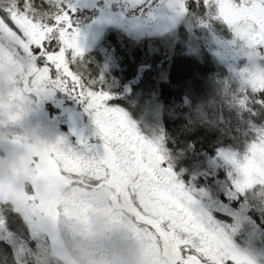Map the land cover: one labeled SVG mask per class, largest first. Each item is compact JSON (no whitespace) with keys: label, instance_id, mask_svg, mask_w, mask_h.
<instances>
[{"label":"rangeland","instance_id":"1","mask_svg":"<svg viewBox=\"0 0 264 264\" xmlns=\"http://www.w3.org/2000/svg\"><path fill=\"white\" fill-rule=\"evenodd\" d=\"M54 1L72 10L83 49L81 57L99 49L104 33L112 29L123 40L157 42L160 45L154 46V53H162L163 48L171 52L178 48L187 54H208L225 71L220 82L224 91L229 89L240 94L253 91L244 79L243 70L264 68V47L249 48L203 0H193L204 9L192 21L187 16L188 10L170 6L172 0H146L142 9L136 0ZM190 1L184 0L187 9ZM86 10L91 11V15H79ZM8 12V17L15 16L21 24L30 26L33 36L39 33L41 39L54 37L68 43L64 38L67 26L43 25L20 11ZM221 28L226 30V35ZM39 66L43 64L31 59L29 53L10 48L3 42L0 113L9 117V100L14 99L17 104L12 109L14 117L23 112L28 121L24 137L21 132L7 136L0 131V237L12 247L17 260L27 259L30 264H177L182 259L183 232L171 224L165 226L154 218V213L145 215L148 209L140 211L137 201L141 197L132 194L135 191L132 185L139 183L135 177L124 175L118 185L109 178L98 179L88 174L74 176L71 171L58 170L51 153L58 140L63 139L64 144L74 150L86 151L75 148L72 137L57 123L42 119L34 98L28 97L26 101L19 84L27 82L30 91H57L85 116L91 115L88 120L91 135L101 143L103 139L87 102L76 92L57 88L47 80L48 76L55 78L51 65L50 73L39 71ZM11 84L14 85L12 96ZM105 92L111 96L109 105L126 113L139 135L159 146L166 157L165 163L192 197L194 208L238 250L251 257L254 264H264V230L254 225L249 215L251 203L264 207V196L260 195L264 189L259 185L253 189H238L236 181L240 173L233 163V158L241 159L247 154L251 144L264 133V126L255 127V139L242 149L219 148L208 162V174L201 183H195L184 179L172 167L158 108L152 99H147L144 115L138 120L132 112L113 103L116 93ZM22 100L28 104L25 109ZM228 107L230 109L231 105ZM1 114L0 129L4 121ZM39 121L43 122L40 130L36 126ZM254 179L264 182V176ZM210 183L218 190L210 192ZM140 216L152 218L162 231L143 223Z\"/></svg>","mask_w":264,"mask_h":264},{"label":"snow or ice","instance_id":"2","mask_svg":"<svg viewBox=\"0 0 264 264\" xmlns=\"http://www.w3.org/2000/svg\"><path fill=\"white\" fill-rule=\"evenodd\" d=\"M145 2L136 0L141 9ZM203 4L249 45L264 47V0H203ZM170 6L188 10L184 0H172ZM57 23L61 28L67 26L64 31L67 44L54 37L41 39L39 33L33 36L30 26L21 24L15 16L0 17V51L6 41L10 48L29 53L31 59L42 63L39 71L50 73L51 65L55 78L48 76L47 80L57 88L76 92L94 114L103 139V153L77 151L65 145L63 139L58 140L51 149L58 170L71 171L74 176L88 174L98 179L109 178L118 185L124 175L135 177L139 183L132 185L135 189L132 194L141 197L137 201L140 211L148 209L145 215L154 213V218L165 226L171 224L183 232L182 259L177 264H254L251 257L238 250L194 208L192 197L165 163L166 157L159 146L139 135L126 113L109 105L111 96L90 83L73 62L74 58L78 61L82 56L83 49L70 7ZM243 71L250 88L264 93V68L257 66ZM240 102L243 104L246 100ZM233 163L240 173L236 181L238 189H253L258 185L264 189V182L254 179L264 176V133L251 144L246 155L241 159L233 158ZM260 195L264 196V191H260Z\"/></svg>","mask_w":264,"mask_h":264},{"label":"trees","instance_id":"3","mask_svg":"<svg viewBox=\"0 0 264 264\" xmlns=\"http://www.w3.org/2000/svg\"><path fill=\"white\" fill-rule=\"evenodd\" d=\"M198 3L191 0L188 4L190 21L204 9ZM9 10L53 26L58 25L57 19L67 9L54 0H0V17L7 19ZM91 13L86 10L79 15ZM221 31L226 35V30ZM150 41L123 40L109 29L99 49L73 62L97 89L116 93L113 103L132 112L135 119H142L147 99H152L158 108L172 167L184 179L201 183L208 174L209 160L219 148L242 149L255 139V127L264 126V103L260 102L264 101V93L224 91L220 82L225 71L211 56L187 54L178 48L154 53V46L160 44ZM211 184L210 192L218 190ZM251 204L250 218L264 230V207ZM13 254L12 247L0 237V264H30Z\"/></svg>","mask_w":264,"mask_h":264},{"label":"flooded vegetation","instance_id":"4","mask_svg":"<svg viewBox=\"0 0 264 264\" xmlns=\"http://www.w3.org/2000/svg\"><path fill=\"white\" fill-rule=\"evenodd\" d=\"M2 86L3 85L1 84L0 90L2 89ZM13 86V84L10 85L11 96L13 95ZM20 86L22 93L26 94V101L28 100V97L34 98L37 108L42 113V119L48 118L65 130L72 137L75 148L84 149L86 152L91 150L100 154L103 153V143L97 141L91 135L88 123V120L91 117L90 114L85 116L82 111H78L75 106L72 105L71 101L61 97L57 91H50L49 89H44L43 93L40 90L30 91L27 82L19 84V87ZM9 105L10 106L7 110L10 114L9 117H5L0 113L4 118V121L1 123L0 131L7 136L10 134L12 135L14 132H21V137H24L23 135L26 131L25 125L28 121L26 120L27 117H25L23 112L19 113L18 117H14L12 109L17 106L14 99L13 101L9 100ZM26 107H28V104H24V100H22V108L25 109ZM42 123L43 122L39 121L38 125H36L39 130L42 128ZM137 214L141 215L138 212ZM140 219L143 223L145 222L146 224L155 227L156 230L160 229L159 224L153 223L154 221L152 218L140 216Z\"/></svg>","mask_w":264,"mask_h":264},{"label":"water","instance_id":"5","mask_svg":"<svg viewBox=\"0 0 264 264\" xmlns=\"http://www.w3.org/2000/svg\"><path fill=\"white\" fill-rule=\"evenodd\" d=\"M247 45H248L249 48H253L254 47V46L249 45L248 43H247Z\"/></svg>","mask_w":264,"mask_h":264}]
</instances>
